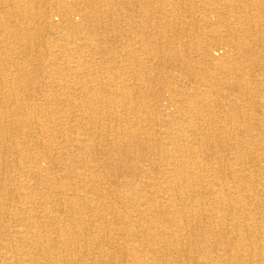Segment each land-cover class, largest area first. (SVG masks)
<instances>
[{
    "label": "bare ground",
    "instance_id": "obj_1",
    "mask_svg": "<svg viewBox=\"0 0 264 264\" xmlns=\"http://www.w3.org/2000/svg\"><path fill=\"white\" fill-rule=\"evenodd\" d=\"M117 1L23 0L14 6L12 36L28 53L39 42L34 19L44 24L46 5H54L60 21L46 25L64 31L60 51L67 60L64 67L56 59L48 63L55 73L69 72L80 84L100 81L95 65L113 70L128 62L139 73L133 87L84 88L64 107L56 91L41 104L37 96L0 90V264H264V130H256L264 127V85L257 80L264 77L263 0H224L215 8L227 11L221 36L207 15L197 23L190 0ZM10 9L0 11L3 32ZM120 10L128 11L121 16ZM188 34L192 39L184 40ZM221 44L224 61L215 57ZM104 50L109 59L94 56ZM163 66L181 72L165 95L152 90L155 78L167 74ZM227 96L241 98L248 110ZM168 104L183 110L178 120L165 114ZM76 112L77 133L66 141L54 116ZM154 115L158 135L142 125ZM35 124L45 139L27 134ZM37 148L42 155L33 156ZM62 153L61 164H86L85 171L65 169L56 178L37 164L44 160L54 170ZM29 161L31 169L24 166ZM11 163L28 168L23 171L44 211L55 213L42 216L50 229L25 204L33 191L9 185ZM98 166L105 187L87 189L86 182L98 178L90 168ZM10 214L26 227L9 232L4 216Z\"/></svg>",
    "mask_w": 264,
    "mask_h": 264
},
{
    "label": "rangeland",
    "instance_id": "obj_2",
    "mask_svg": "<svg viewBox=\"0 0 264 264\" xmlns=\"http://www.w3.org/2000/svg\"><path fill=\"white\" fill-rule=\"evenodd\" d=\"M18 1H23V0H16V1L15 0H11V1L10 0H3V2L1 1V3H0L1 4L0 11H6V12L9 11L8 13H10V10H11L10 8L12 6L14 8V13L8 15V17L13 16L12 20H10V21L8 20L10 23V24H8V28H3L4 32L1 30L2 28L0 29V31H1V33H0V62L3 65V69L0 70V90H3L4 92L14 90V91H17L21 95H24V96H37L38 101H39L38 103H41V104L45 103L46 99H48V96H51L50 94H48L49 91H56L57 92L56 95L59 96L58 102L60 105H62V107H64V105L66 106V104L76 103L77 102L76 97L80 96V95H82V93H84V92H82V90L84 88L101 87V88H106V89H116V88L119 89L122 87H133L136 85L135 84L136 81H134V80H135V75L136 74L138 75V73H139V68L136 67V65L133 63L122 62L121 63L122 65L119 66V68H114L113 70L112 69L111 70H106V69L100 70V69H97L98 66L95 65L92 70H94L95 72L96 71L99 72V75H100V81L99 82L100 83L99 82L93 83L91 80L86 79L85 84H83L82 82L80 84V82L78 83L77 80L71 78V75H69V72H63L62 71L63 74H62V72L61 73H55L53 71V68L47 66V65H49L48 63L50 61H52L53 59H56L55 61L61 67H64L63 65H65L66 61H67L66 58L63 57V53L60 51L61 45H62L61 39H62V35L64 34V31L57 33V31H52L51 29L48 30V26L46 25V23L57 24L60 21L59 16H57L53 10L54 5H51V4L46 5L47 9H46L45 13H47L48 18H46V17L44 18V24L38 18L34 19V22H35V20H36V22L34 25L33 32H34L36 39L39 42H38V45L34 47L35 49L32 48V49H30V51L28 53H25L26 51L21 46V44L18 40V36L15 35V37H13L12 36L13 33L11 32V23L13 24V22L15 21V20H13L15 17L14 14H16V12H17L14 6H15L16 2H18ZM57 1H61L63 3L69 4L73 0H68V1L67 0H57ZM190 1L192 3V6L196 9V11L194 10V15H195V19H196L197 23L202 24L201 22L203 21V16L207 15L208 20H209V24H212L211 27H213V28L216 27L217 34L221 36L225 33L224 27H222L223 24L220 22H223L224 19L227 17L226 16L227 11H224L221 9L215 10V8L217 6H218V8H220L219 6L224 3V0H190ZM117 2H120V1L118 0ZM7 3H9V4H7ZM263 4H264V0H263ZM10 5H11V7H10ZM127 11L126 10H120L119 12H120L121 16H125ZM220 14H222V15H220ZM221 17H223V18H221ZM72 20L75 22V24H77V22L80 20L77 13L72 16ZM139 20H140V23L145 21L143 14L140 15ZM143 37L146 38V37H148V35L147 34L143 35ZM98 38L99 37H96L95 40L92 41V43L96 42V39L98 40ZM190 39H192L191 34H188L187 37H184V40H190ZM86 43L88 44L89 42H86ZM115 45H117V43ZM24 53H25V55H24ZM216 54L217 55L215 57L218 60H223V61H224V59H226V57L228 55V53H226L225 46L222 44L217 47ZM85 55L86 54H84V56ZM109 55H110L109 50H104V51H102V53L100 55H97V56L94 55V56L95 57L102 56V57H106L109 59ZM27 57H29V58H27ZM84 58L85 57H83V59ZM86 59H89V58H86ZM38 60H39V62L43 61L42 65L44 67L42 68V71H36V66H37ZM94 60L96 61V59H94ZM27 61H29V63ZM33 61H35V62H33ZM151 64L152 63H148L149 66H151ZM70 65L72 66L71 63H70ZM163 67L167 71V74L161 75L160 77H158V79L155 78V82H153V84H152L153 85L152 90L155 91V93L157 91H159L163 95H165L168 92L166 85L173 83L174 76L176 77V75L181 74V72H180V69L171 70L165 66H163ZM62 70H64V69H62ZM23 71L24 72L26 71V72L24 73ZM102 72H103V74H102ZM45 73H46V75H45ZM21 74H24L26 76V78L21 80L19 78ZM171 75H172V82L169 79V77ZM258 77H260V78H258ZM258 77H257V80L260 81V84L264 85V77H262V76H258ZM108 79H110V81H111L110 83L108 82ZM112 81H114V82H112ZM184 81H186V79ZM181 83L183 85V81H181ZM66 84L68 85V87ZM98 85H101V86H98ZM138 85L140 87V84H138ZM78 87H79V89H78ZM25 90L28 91L29 93L25 92ZM61 92H63L64 94ZM69 92H71V94H69ZM228 94L229 95H232V94L236 95L235 93H232L231 91H229ZM46 95H48V96H46ZM66 96H70V97H66ZM227 97H229L230 99L231 98L238 99L237 96H227ZM238 100L241 103V105H239V106L240 107L245 106L244 109L248 110V107L244 104L243 100L241 98H239ZM30 101H29V103H30ZM33 102H35V101H33ZM178 111H180V113H181L183 110L182 111L177 110L174 105L168 104V108H167L165 114L172 119L178 120V117L180 116V113H178ZM247 112H249V111H247ZM143 113H146L149 115V113L147 111H144ZM76 115H77V112L74 114H67V113L62 114V113H60L59 115L54 116L57 118L56 125L59 127L62 134L67 135V136L64 135L66 141H68L70 138L72 139L77 133L76 132ZM256 116L259 118L261 117L260 113H257ZM151 118L153 119V121L151 123H148V121H149L148 120L146 123H144L142 125L143 126H149L150 128H152L155 131L154 133H156V135H158L157 131H161L160 127H159L158 120H157L155 115ZM66 123H67V125H66ZM63 125H65L66 127L65 126L63 127ZM37 126L38 125L35 124V125L30 126V127H27L26 128L27 134H29V136H31L33 138L45 139L46 133L44 131H42L40 129V127L38 128ZM69 129H71V130L69 131ZM256 130H257V132L261 133L264 130V127L257 126ZM11 137L13 138L14 136L12 135ZM8 138H9V140L6 142V146H8L11 143V138L10 137H8ZM60 142H61V139H60ZM42 150H43V148H37L36 153H33V156L42 155V152H43ZM64 156L65 155H63V153H62V156L58 159V161L56 162L57 164L55 165V167L57 166L58 168L56 167L54 170L49 169V171H48V163L44 160L37 159V164L38 165L40 164L39 167L41 169H43V170L47 169V172L50 176H52V177L54 176L56 178L63 176L66 171H70V170H73V171L77 170V171H80V173H83V170L85 171V169L87 167L86 164H83V165L78 164L76 166V165H73L71 163L65 167L63 164H61L62 162H64ZM59 161H60V163H58ZM103 162L105 163V160ZM33 164H34L33 162L29 161L24 166H27L29 169H31L32 168L31 165H33ZM258 165L261 166V165H263V163L259 162ZM62 166H63V168H62ZM8 167L10 168V174L9 175H11V178H12V181L9 184L10 186L22 187L21 193L33 191L32 190L33 182L29 178H27V177H29V175L23 171V170L28 169V168H22L20 165L18 167V163L8 164ZM72 167H74V168H72ZM14 169H16V170H14ZM65 169H67V170H65ZM64 170H65V172H64ZM90 171H91V173H95L98 178L94 181L86 182L87 189L88 188L92 189L94 187L97 190H100L101 188H103V186L105 187L104 183H106V180H104V179H106V177L100 172V171L103 172L102 167L98 166V168L97 167L90 168ZM90 171L85 172V173L87 175H90ZM47 172H45V173L47 174ZM263 176H264V174H263ZM33 178L35 180L34 176H33ZM68 179L70 180V177H68ZM84 179H87L86 176H84ZM71 181L74 184L78 183V179H72ZM116 187L117 186H115V189H116ZM101 190H103V189H101ZM38 191L40 192V191H47V190L40 188V190H38ZM106 198H108V196ZM30 203H31V207L33 208V212L31 214L34 218H36L35 221L40 222L42 224V226H44L46 229H50L51 222L46 221V219H42V216H45L47 218V216L51 217L55 213H46L47 211L46 212L44 211L47 207L44 206L42 200L40 199V194L35 193L34 191L32 194L31 201L25 202V204H30ZM119 210H121V206L118 205L114 209V211L116 213H118ZM4 218H5V222H6V228L8 229L9 232H13L20 227H21V229L26 227V226H24L23 223H21L19 221V219L14 218L12 216V214H10L8 217L4 216ZM108 218H109V216H108ZM95 226L97 228H101V223L95 222ZM111 227L113 228L115 226L112 225Z\"/></svg>",
    "mask_w": 264,
    "mask_h": 264
}]
</instances>
